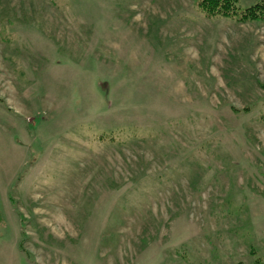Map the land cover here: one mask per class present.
Here are the masks:
<instances>
[{
  "label": "rangeland",
  "instance_id": "1",
  "mask_svg": "<svg viewBox=\"0 0 264 264\" xmlns=\"http://www.w3.org/2000/svg\"><path fill=\"white\" fill-rule=\"evenodd\" d=\"M0 264H264V22L0 0Z\"/></svg>",
  "mask_w": 264,
  "mask_h": 264
},
{
  "label": "trees",
  "instance_id": "2",
  "mask_svg": "<svg viewBox=\"0 0 264 264\" xmlns=\"http://www.w3.org/2000/svg\"><path fill=\"white\" fill-rule=\"evenodd\" d=\"M239 2L240 0H198L200 8L207 15L234 17L241 22H264V0H258L245 8H241ZM25 239L26 234L20 242L22 249Z\"/></svg>",
  "mask_w": 264,
  "mask_h": 264
}]
</instances>
